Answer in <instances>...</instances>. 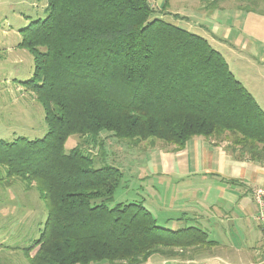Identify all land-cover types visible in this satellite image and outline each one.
I'll return each mask as SVG.
<instances>
[{
	"label": "trees",
	"instance_id": "trees-1",
	"mask_svg": "<svg viewBox=\"0 0 264 264\" xmlns=\"http://www.w3.org/2000/svg\"><path fill=\"white\" fill-rule=\"evenodd\" d=\"M203 1L219 7V0ZM244 3L241 10L260 7V0ZM47 4L48 16L22 29L18 45L34 59L22 84L42 106L47 133L0 140L2 193L18 182L47 208L39 238L15 249L28 264H145L210 250L216 242L198 227H161L142 202L115 203L126 176L108 161L105 139L140 152H178L202 138L264 165L263 109L219 50L153 18L151 0ZM71 136L80 143L66 152Z\"/></svg>",
	"mask_w": 264,
	"mask_h": 264
},
{
	"label": "rangeland",
	"instance_id": "rangeland-1",
	"mask_svg": "<svg viewBox=\"0 0 264 264\" xmlns=\"http://www.w3.org/2000/svg\"><path fill=\"white\" fill-rule=\"evenodd\" d=\"M244 1L219 0L218 7L209 6L203 0H171L164 11L163 0H151L157 11L153 18H162L199 35L219 50L233 75L264 111L263 61L261 57L250 54L248 49V35L264 39V0H260V7L256 11L241 10L238 5L245 6ZM47 6V0H0V139L5 141L14 140V132L16 137L29 140L43 138L47 133L42 106L22 84L33 76V56L26 49L18 47L21 42L20 31L32 21L44 20L48 16ZM105 141L108 161L120 164L119 167L127 176L133 174L130 169L144 157V149L141 152L129 150L125 144L112 137ZM79 143L78 136H71L65 146L66 152ZM93 153L99 158L103 157L99 148L93 149ZM159 179L154 177V181ZM1 192L0 188V210L5 211L6 216L0 219V243L5 240L11 251L4 249L0 252V264H28L24 253L15 248H24L29 240L37 238L41 220H46V205L39 203L38 215L35 218L31 216V219L28 216L30 206H33L31 202L33 199L36 201L38 196L35 189L27 191L24 185L19 184L4 189L3 194ZM124 192L118 190L116 204L127 199V193ZM26 193L30 197V204ZM158 224L166 226L162 219L158 220ZM2 248L7 247L1 245L0 250ZM159 257H153L152 261H157Z\"/></svg>",
	"mask_w": 264,
	"mask_h": 264
},
{
	"label": "crops",
	"instance_id": "crops-1",
	"mask_svg": "<svg viewBox=\"0 0 264 264\" xmlns=\"http://www.w3.org/2000/svg\"><path fill=\"white\" fill-rule=\"evenodd\" d=\"M248 36L250 54L261 57L264 67V39ZM142 155L130 169L133 174H125V201L142 202L168 229L198 227L216 242L210 250L189 259L158 256L157 261L152 257L145 264H264V230L256 219L260 207L253 194L264 187V165L238 158L227 144L215 146L202 138H194L178 152L157 148ZM154 177L159 180L154 181ZM6 183L0 181V188ZM26 196L30 204L28 193ZM41 202L39 195L33 199L30 218L38 215ZM5 216L0 210V219ZM44 222L43 218L34 240ZM5 243H0L7 247L0 252L11 251Z\"/></svg>",
	"mask_w": 264,
	"mask_h": 264
},
{
	"label": "built area",
	"instance_id": "built-area-1",
	"mask_svg": "<svg viewBox=\"0 0 264 264\" xmlns=\"http://www.w3.org/2000/svg\"><path fill=\"white\" fill-rule=\"evenodd\" d=\"M253 194L255 202L260 207V211L256 219L262 225L264 230V187L256 189Z\"/></svg>",
	"mask_w": 264,
	"mask_h": 264
}]
</instances>
